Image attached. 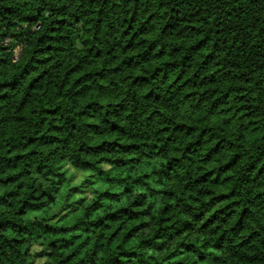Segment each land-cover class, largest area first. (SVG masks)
I'll list each match as a JSON object with an SVG mask.
<instances>
[{
    "label": "trees",
    "instance_id": "trees-1",
    "mask_svg": "<svg viewBox=\"0 0 264 264\" xmlns=\"http://www.w3.org/2000/svg\"><path fill=\"white\" fill-rule=\"evenodd\" d=\"M0 264H264V0H0Z\"/></svg>",
    "mask_w": 264,
    "mask_h": 264
},
{
    "label": "rangeland",
    "instance_id": "rangeland-1",
    "mask_svg": "<svg viewBox=\"0 0 264 264\" xmlns=\"http://www.w3.org/2000/svg\"><path fill=\"white\" fill-rule=\"evenodd\" d=\"M67 169L69 170V174L72 175V181L74 182H78L84 175H85V172L79 170V169H76L74 167H71L70 165H67ZM121 170L117 169V170H114V172H120ZM39 249V246H33L31 248L32 251L34 250H38ZM41 260H37V263H40Z\"/></svg>",
    "mask_w": 264,
    "mask_h": 264
},
{
    "label": "built area",
    "instance_id": "built-area-1",
    "mask_svg": "<svg viewBox=\"0 0 264 264\" xmlns=\"http://www.w3.org/2000/svg\"><path fill=\"white\" fill-rule=\"evenodd\" d=\"M39 26H40L39 24H36L34 28H35V29H38ZM7 41H8L7 39L4 40V42H7Z\"/></svg>",
    "mask_w": 264,
    "mask_h": 264
}]
</instances>
